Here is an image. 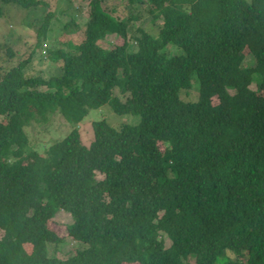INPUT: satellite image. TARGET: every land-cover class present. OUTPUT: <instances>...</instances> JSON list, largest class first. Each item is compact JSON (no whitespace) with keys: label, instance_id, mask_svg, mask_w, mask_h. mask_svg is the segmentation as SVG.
Returning <instances> with one entry per match:
<instances>
[{"label":"trees","instance_id":"trees-1","mask_svg":"<svg viewBox=\"0 0 264 264\" xmlns=\"http://www.w3.org/2000/svg\"><path fill=\"white\" fill-rule=\"evenodd\" d=\"M104 1L89 0L78 43L47 49L54 13L38 21L58 74H28V59L0 69V264H264V0H127L160 21L155 35L137 28L132 51L129 18ZM5 4L48 6L0 0V16ZM109 33L123 43L101 47ZM105 104L139 122L95 121L90 145L73 129L31 147L32 121ZM58 209L82 245L65 259L49 253L64 240L48 225Z\"/></svg>","mask_w":264,"mask_h":264},{"label":"rangeland","instance_id":"rangeland-1","mask_svg":"<svg viewBox=\"0 0 264 264\" xmlns=\"http://www.w3.org/2000/svg\"><path fill=\"white\" fill-rule=\"evenodd\" d=\"M47 3L48 6L44 7V9L39 6L34 10L22 9L11 4L3 5V12L0 16V69H2V66L6 67L10 62L28 59L25 69L28 74L49 77L52 74L59 73L62 61L57 58L53 60L46 52L41 51L36 46L38 21L46 13H54V16L51 17V29L47 33V39L44 41L47 49L62 47L63 41L78 43L84 36L83 32L90 12V3L89 0H47ZM101 5L108 11L112 10L111 13L113 15L122 19L129 18L127 29L128 37L130 38L129 50L131 51L136 49L134 37L139 34L136 31L137 28H144L154 35L158 32L160 21L159 19L152 20V16L145 4L132 7L127 0H105ZM70 21L78 24L79 30L77 33L75 31L71 32L72 34L64 32V24ZM98 43L101 47L109 49L123 43V39L116 33H109ZM8 48L13 51L14 57L9 58L7 56L6 51ZM167 50L169 53H176V48L173 46L167 47ZM250 87L255 89V83H252ZM180 95L185 101H196L198 97L197 84L193 82V87L183 90ZM102 119H105L111 127H118L123 123L137 124L140 118L133 114H115L105 104L99 108L90 109L79 121L73 120V118L69 120L60 111H56L46 122L32 121L26 130L31 147L39 151L42 150L43 144L59 141L73 129L78 130L83 144L90 145V142L94 139L92 124ZM160 146L161 148L163 147L162 145ZM71 222V215L63 209H58L48 221L49 227L59 236L64 237L60 244L50 245L49 249L50 254L61 259L71 256L76 249L82 246L78 241L71 239L72 237L66 231V225ZM161 233L164 237L165 245L168 247L170 239L164 232ZM1 234L2 231H0ZM230 258H233L239 264L246 263V257L242 255L236 256L230 253ZM194 260V258H190L192 264H194ZM217 264H224V260L222 259Z\"/></svg>","mask_w":264,"mask_h":264}]
</instances>
